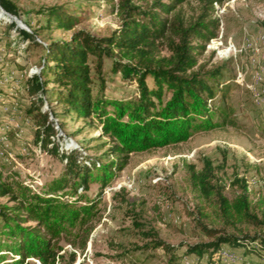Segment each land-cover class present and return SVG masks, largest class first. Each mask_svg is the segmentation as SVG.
<instances>
[{
    "label": "rangeland",
    "instance_id": "374dc122",
    "mask_svg": "<svg viewBox=\"0 0 264 264\" xmlns=\"http://www.w3.org/2000/svg\"><path fill=\"white\" fill-rule=\"evenodd\" d=\"M6 1L14 12L10 18L0 17V173L14 174L32 192L41 193L63 172L60 152L80 149V156L102 163L110 156L111 143L90 119L65 115L54 101L47 105L41 98L39 103L38 95L27 90V80L39 73L42 44L68 40L80 30L96 38L116 30L118 0ZM153 1L130 2L148 9ZM201 2L187 0L176 10L187 22L199 14ZM50 6H62L78 23L70 30L45 28L44 17L37 12ZM210 14L218 29L204 49H195L193 70L200 75L213 73L208 79L213 98L207 103L216 112L214 122L222 125L194 133L177 145L130 154L124 168L102 190L88 183L74 198L61 195L62 201L93 202L96 207L85 230H71L53 244L54 264H264V247L259 243L264 228L231 209L244 186L249 216L263 220L264 0H221L212 5ZM19 30L31 38H22ZM166 46L158 40L153 55L169 56ZM112 60L125 62L116 54L103 58L96 74L93 59L88 58L92 96L101 90L106 99H136L135 81L112 72ZM146 85L152 88L148 78ZM50 88L54 85L45 86ZM168 97L163 94L162 102ZM43 114L55 132L57 154L39 148L36 135ZM206 161L210 179L205 192L190 175L201 172ZM0 204H6V199L0 198ZM217 236H230L238 246L222 244L201 256L186 252L187 246ZM157 242L163 249L154 247ZM5 258L8 262L11 255ZM35 261L26 260L38 264Z\"/></svg>",
    "mask_w": 264,
    "mask_h": 264
},
{
    "label": "trees",
    "instance_id": "16d2710c",
    "mask_svg": "<svg viewBox=\"0 0 264 264\" xmlns=\"http://www.w3.org/2000/svg\"><path fill=\"white\" fill-rule=\"evenodd\" d=\"M130 1L118 0L120 23L109 36L96 38L80 30L73 32L68 40L42 44L39 73L27 80V90L38 95L39 103L43 101L41 98L47 105L57 102L65 115L90 119L101 136L111 143L110 156L100 163L80 156V149H65L60 152L63 172L46 183L41 193L32 192L14 174L0 173V198L6 199V204H0V264H27V259H34L38 264H54L53 244L71 230H85L96 207L93 202L77 205L75 200L62 201L61 195L74 198L88 183L97 184L102 190L124 168L130 154L177 145L194 133L222 125L214 122L216 112L207 103L213 98L208 84L213 73L200 75L193 70L195 49H204L215 38L218 23L210 13L212 5L220 4L221 0H202L199 14L187 22L176 10L187 0H165L164 4L154 0L148 9ZM0 8L8 14L14 12L6 0H0ZM37 14L44 17V27L48 29L70 30L78 23L62 6H50ZM19 34L22 38H31L25 31L19 30ZM158 40L166 42L169 56L153 55ZM194 41L199 45H192ZM115 54L125 62L112 60L111 71L135 81L137 98L134 100L106 99L101 90L96 96L91 94L88 58L93 59L94 70L99 74L102 59ZM132 61L134 66L130 65ZM147 78L152 88L147 87ZM47 84H53L54 88L45 89ZM165 93L169 97L162 102ZM40 119L36 135L39 148L57 154L58 147L52 140L55 132L45 114ZM209 166L206 161L201 172L190 175L195 185L205 192L209 189ZM220 202L225 205L221 198ZM231 209L238 217L264 228V211L259 222L247 212L244 186ZM84 232L86 239L88 231ZM259 243L264 247V240L260 239ZM222 244L238 246L237 240L230 236H217L212 241L187 246L186 252L201 256ZM154 247L163 249L164 246L157 242ZM7 254L11 258L5 262Z\"/></svg>",
    "mask_w": 264,
    "mask_h": 264
},
{
    "label": "built area",
    "instance_id": "2783aa9c",
    "mask_svg": "<svg viewBox=\"0 0 264 264\" xmlns=\"http://www.w3.org/2000/svg\"><path fill=\"white\" fill-rule=\"evenodd\" d=\"M0 11H1V13H2V15H0V17H8V18L11 17L9 14H7V13L4 12L3 10H1V8H0ZM35 262L37 263V261H35Z\"/></svg>",
    "mask_w": 264,
    "mask_h": 264
},
{
    "label": "bare ground",
    "instance_id": "6f19581e",
    "mask_svg": "<svg viewBox=\"0 0 264 264\" xmlns=\"http://www.w3.org/2000/svg\"><path fill=\"white\" fill-rule=\"evenodd\" d=\"M13 19V18H12Z\"/></svg>",
    "mask_w": 264,
    "mask_h": 264
}]
</instances>
